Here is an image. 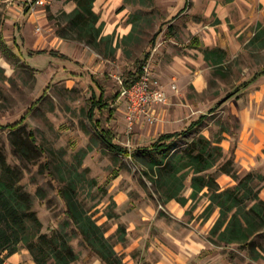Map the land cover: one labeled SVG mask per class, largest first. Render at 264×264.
Wrapping results in <instances>:
<instances>
[{"label":"rangeland","instance_id":"obj_1","mask_svg":"<svg viewBox=\"0 0 264 264\" xmlns=\"http://www.w3.org/2000/svg\"><path fill=\"white\" fill-rule=\"evenodd\" d=\"M70 1L75 2L50 0L35 11L24 8L21 21L13 25L6 21L7 3L0 0V38L17 56L12 61L0 51V125L17 123L36 103L24 126L27 132L34 131L45 153L22 160L14 153L11 140L15 136L4 128L0 129V151L12 166L24 171L22 184L35 199L43 232L70 235L79 255L74 264L103 263L90 253L76 228L65 225L69 217L59 190L71 177L78 183V198L86 211L109 229L107 236L120 223L126 225L128 242L116 246L118 253L125 254V264H146L162 254L128 250L139 236L145 242L154 232L144 220V211L154 207L159 219L167 222L175 221L176 212L171 215L164 209L168 202L162 201L152 182L142 175L145 163L114 153L100 139L89 118L92 96L104 92L115 113L97 111L96 120L113 133L116 144L130 151L147 147L163 133L185 130L208 114L203 127L179 139L172 152H181L199 135L212 140L223 137L221 146L227 154H234L240 176L251 171L264 175V76L243 88L264 69V50L249 46L260 25L264 26V0H96L94 10L100 15L99 24L103 22V35L113 39L112 48L101 45L100 49L63 31L64 16L71 13L65 6ZM37 10L42 20L28 21ZM215 49L226 52L222 63L216 64L218 54L206 59V53ZM43 50L47 53L30 54ZM50 51L67 57L49 55ZM147 54V63L168 100L152 110L157 118L154 124L138 123L130 131L119 100V78L125 82ZM225 129L229 132L222 134ZM218 179L223 189L236 184L227 175ZM187 180L183 191L187 204L173 201L186 210L185 226L199 224L198 234L221 255L216 264H264L262 258L253 259L245 246L213 239L210 232L220 211L210 210L207 189L191 198V177ZM110 211L119 218L109 219ZM135 224L141 233H130ZM256 241L264 244L263 238ZM11 263L35 264L26 249L10 256L6 264Z\"/></svg>","mask_w":264,"mask_h":264},{"label":"trees","instance_id":"obj_2","mask_svg":"<svg viewBox=\"0 0 264 264\" xmlns=\"http://www.w3.org/2000/svg\"><path fill=\"white\" fill-rule=\"evenodd\" d=\"M77 7L65 14L66 27L63 28L76 34L77 40L85 41L94 48L100 49L101 45L112 48L111 36H104V25L100 23V15L94 10L96 0H74ZM62 37H66L62 35ZM156 38L153 40L155 43ZM249 46L264 50V26L260 25L258 33L249 42ZM0 51L10 60L17 58L16 53L8 43L0 38ZM47 51H31V55H40ZM49 55L66 58L65 54L50 51ZM218 54L222 63L226 52L221 49L208 51L206 59ZM149 54L143 61L139 60L137 71H131L125 80V85L130 87L139 79L142 68L147 62ZM264 76V69L256 73L253 78L245 83L243 88L250 86ZM48 89V88H47ZM47 89L44 90V94ZM89 118L95 126L100 139L116 154L133 157L137 162L145 163L146 169L142 175L152 182L155 193L161 196L164 203L178 201L185 206L188 199L183 191L187 179L191 177V198H197L205 189L210 197L209 208L211 211L219 209L220 215L210 234L218 243L227 245L245 246L251 252L253 259H264V244H257L256 239H264V198L261 197L264 188V175L254 171L240 176L235 164L234 154L229 155L221 146L224 138L212 140L207 136L199 135L181 152H172L176 142L198 132L204 125L208 114H203L198 120L193 121L189 127L175 133L162 134L158 140L147 147L130 151L127 147L115 143V137L110 130L101 128L96 120V114L109 110L110 104L104 96H92ZM118 97V96H116ZM36 103L25 112L21 120L14 124L0 125V129H9L15 136L11 140L14 153L22 160L28 161L32 155L45 153L38 144L33 130L27 132L25 121L35 108ZM213 112V110H212ZM211 112V113H212ZM225 129L223 133H228ZM24 133V137H21ZM214 171V172H211ZM24 171L18 166H12L4 153L0 151V264H6L7 259L26 249L33 256L35 264H74L79 260L75 252L71 237L64 231H55L52 234L43 232V223L35 209V199L22 184ZM227 175L235 179L233 187L223 189L219 184V176ZM67 185L59 190V196L64 199L69 221L84 240L91 254H95L103 264H125V254L118 253L116 246L128 242L126 225L119 224L117 231L107 236L109 229L99 225L90 212L86 211L78 198V183L75 178L68 179ZM144 184L147 183L144 181ZM109 219L117 220L119 215L115 211L107 213Z\"/></svg>","mask_w":264,"mask_h":264},{"label":"crops","instance_id":"obj_3","mask_svg":"<svg viewBox=\"0 0 264 264\" xmlns=\"http://www.w3.org/2000/svg\"><path fill=\"white\" fill-rule=\"evenodd\" d=\"M2 2L7 3L9 18H7L6 21L13 25L17 21L20 22L24 15V7L22 4L18 0H2ZM76 7V2L70 1V3L65 6V9L72 12ZM99 7L100 5L98 4L97 8ZM41 16L42 13L37 10V13L29 16L28 21L32 23L37 22V20L41 21ZM164 209L171 215L173 212H176L175 215H173L176 217L175 221L167 222L165 219H159L154 207H149L146 210L144 209V213L146 214L144 220L145 222H149L154 232H152V236L149 234L151 239L147 238L145 242L142 240L141 236H139V238L133 241L128 250L136 251L139 249L142 251L147 250L149 253L151 252L153 254L156 252L157 255L158 253L162 254V257L158 255L156 259H148L146 264L218 263L221 255L219 253H214L206 240L198 234L199 224L189 225L190 227L185 226L188 225V223L183 222L184 212L186 210L174 201L165 204ZM135 231L139 234L142 232V228L137 227L135 224L130 228V233H135ZM206 252L208 253L207 257L204 255ZM228 264L231 263L229 262Z\"/></svg>","mask_w":264,"mask_h":264},{"label":"built area","instance_id":"obj_4","mask_svg":"<svg viewBox=\"0 0 264 264\" xmlns=\"http://www.w3.org/2000/svg\"><path fill=\"white\" fill-rule=\"evenodd\" d=\"M18 1L24 8L30 7L34 11L36 8L46 6L50 2V0ZM147 62L144 64L137 82L130 87H127L125 82L119 78L121 81L119 100L125 107L126 121L130 131L138 123L154 124L157 118L152 113V110L155 106L165 104L168 100L167 95L161 89L160 80H157L152 67Z\"/></svg>","mask_w":264,"mask_h":264},{"label":"water","instance_id":"obj_5","mask_svg":"<svg viewBox=\"0 0 264 264\" xmlns=\"http://www.w3.org/2000/svg\"><path fill=\"white\" fill-rule=\"evenodd\" d=\"M224 101H222V103H223Z\"/></svg>","mask_w":264,"mask_h":264}]
</instances>
